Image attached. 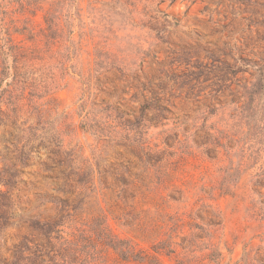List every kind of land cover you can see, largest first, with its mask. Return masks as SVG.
I'll list each match as a JSON object with an SVG mask.
<instances>
[{
  "label": "rangeland",
  "instance_id": "rangeland-1",
  "mask_svg": "<svg viewBox=\"0 0 264 264\" xmlns=\"http://www.w3.org/2000/svg\"><path fill=\"white\" fill-rule=\"evenodd\" d=\"M0 176V259L264 264V0H0Z\"/></svg>",
  "mask_w": 264,
  "mask_h": 264
},
{
  "label": "trees",
  "instance_id": "trees-1",
  "mask_svg": "<svg viewBox=\"0 0 264 264\" xmlns=\"http://www.w3.org/2000/svg\"><path fill=\"white\" fill-rule=\"evenodd\" d=\"M22 165L24 167L28 166L27 163L25 162H23ZM13 172L15 174H11L8 181L6 179L5 181L6 183H4L5 187H10L9 182H11V180L16 179L18 173L19 174L23 173L22 171H19L17 168L13 170ZM2 180H3V177L0 176V182ZM5 196L6 194L0 190V197H5ZM21 208L22 210L24 209V207H21ZM23 211L25 214V210ZM0 212H1V209H0ZM42 226L44 227V225H40L38 222L33 221L31 228L38 230V231H43ZM28 242H29V239L27 237H24L23 240L19 244H16L14 246L15 250L13 253L12 260L8 261V260L0 259V264H42L44 260L41 258L39 252L31 251V247L29 246ZM111 247L116 252H119L123 260L128 261L132 259L133 261H137V262L148 261L150 264H159V262L157 261V259H155V257L149 256L148 254H144L142 251H136L135 248L129 244H127L126 247L124 249H121L120 251L115 243H111ZM28 252H29V255H27Z\"/></svg>",
  "mask_w": 264,
  "mask_h": 264
}]
</instances>
